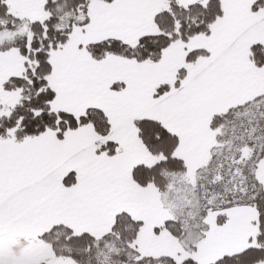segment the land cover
Here are the masks:
<instances>
[{
  "label": "snow or ice",
  "instance_id": "6c2138e0",
  "mask_svg": "<svg viewBox=\"0 0 264 264\" xmlns=\"http://www.w3.org/2000/svg\"><path fill=\"white\" fill-rule=\"evenodd\" d=\"M0 264H264V0H0Z\"/></svg>",
  "mask_w": 264,
  "mask_h": 264
}]
</instances>
